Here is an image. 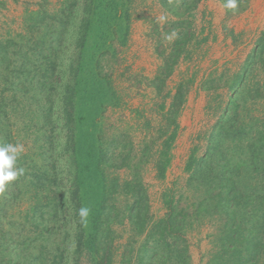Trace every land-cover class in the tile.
<instances>
[{"label": "trees", "instance_id": "trees-1", "mask_svg": "<svg viewBox=\"0 0 264 264\" xmlns=\"http://www.w3.org/2000/svg\"><path fill=\"white\" fill-rule=\"evenodd\" d=\"M132 1L79 0L82 4L79 19L74 23L68 18L77 16V13L71 16L69 11L71 7L78 8L75 0H64L60 16L65 17V21L55 20L56 13H47L40 7L29 16L32 22L24 34L15 37V44L9 43L17 49L16 60L22 62L23 74L18 73L14 77L10 71V58L0 56V74L4 73L9 80L14 78L11 84L15 85L11 95L0 75V135L3 134L5 139L9 137V127L2 123L3 116L9 113L7 103L12 99L18 101H12V112L20 114L22 109L25 117L36 122V131L41 138L35 155L20 158L19 162L23 163H19L20 168L25 176L22 174V180H18L22 182L21 186L17 183L12 186L9 197L13 202L21 197L30 203L22 219L35 224L37 230L45 222L44 212L40 209H51L52 218L60 215L71 233L70 240L75 247L73 255L85 254L88 264H111L109 248L105 246V225L111 220L107 202L111 192L119 188L115 180L107 182L104 172L109 156L101 138L99 119L106 108L119 106L120 99L108 77L101 72L99 60L113 51L114 42L121 46L127 44ZM67 38L71 46L70 60L67 71L60 77L55 72V61H50V58H63L59 47ZM186 40L185 35L176 39L175 48L168 55L164 51L158 52L165 60L156 76L162 84L178 63ZM29 44L33 48L36 46L39 53L43 52L42 59L48 67L38 64V58L24 52ZM57 85L59 90L56 93ZM202 86L204 90L211 91L210 99L219 98L220 87L227 94L224 103L220 97L214 106L217 108L223 104L220 110L217 109L218 116L207 133L203 153L197 156V149L193 148L185 165L190 176L188 181L193 188L206 192L205 199L196 205L190 221L188 218L185 221L188 213L176 210L175 195L166 190L161 196L166 213L153 222L148 216L141 186L125 183V188L134 198L132 205L126 208L129 216H134L131 221L134 220L136 233L145 234L142 252H149L145 260L140 256L137 264H189L185 232L199 222L201 213L207 217L216 215L221 223L215 237L216 244L208 253L205 264H264V115L258 118L251 116L248 109L250 101L252 104H264V29L238 71L232 75L223 72L216 78L210 75ZM5 91L10 95H5ZM52 93L58 95L53 99ZM184 96L185 85L179 83L171 98L168 117L178 111ZM56 99L59 112L53 113ZM212 103L207 105L210 110ZM28 108L30 110L27 111ZM262 111L264 113V106ZM177 126L175 123L174 129ZM54 133L63 137L61 154L67 168L62 177L51 172L54 163L48 165L51 159L55 161L51 156ZM174 139L175 130L163 140L159 149L155 161L159 178H165ZM141 205H145V215L140 213ZM81 207L90 209L86 223H82L78 215ZM0 209H3L2 205ZM150 243L155 247L146 248ZM8 245L0 243V251L7 254L6 264H12L16 258L6 250ZM53 251L56 254L50 256V264H60L63 253L59 252L56 243ZM157 255L162 259L156 260ZM1 261L4 259L0 257Z\"/></svg>", "mask_w": 264, "mask_h": 264}, {"label": "rangeland", "instance_id": "rangeland-1", "mask_svg": "<svg viewBox=\"0 0 264 264\" xmlns=\"http://www.w3.org/2000/svg\"><path fill=\"white\" fill-rule=\"evenodd\" d=\"M75 1L79 4L78 8L71 7L69 10L71 16L77 13L75 19L74 17L68 18L69 22L72 23L79 19L80 5H82L79 0ZM142 2L143 0H133L131 10L135 9L136 6L139 11V5ZM149 5L151 7L149 17L152 18L153 5ZM64 6V0H0V44L2 43L0 56L10 58V71L14 77L18 73L23 74V66L22 62L16 60L17 49L10 46V41L14 43L17 41L15 39L17 35L24 34L26 27L32 22L30 20L32 18L29 19V16L34 14L40 7L44 8L47 13H56L55 20L62 19L65 21V17L60 16V11ZM65 13L68 12L65 11ZM135 14H137L136 11ZM146 30L150 31L149 40L157 45L166 46L167 51H163L165 54L168 53L171 39L174 40L173 38L169 39L170 34L166 33L165 29L163 34H157L160 30L157 26H149ZM69 41L67 38L63 41V46L59 47L62 49L63 58L61 56L55 58L56 60L50 58V61H55V72L60 77L67 71L69 64L71 53ZM136 41L130 45L127 42L128 44L124 46L114 42L113 51L107 52L99 60L101 72L108 77L112 88L120 99L119 106L106 108L99 119L102 128L101 138L109 156L108 167L104 171L108 178L107 182L115 180L119 184V188L116 192H111L110 199L107 202L108 216L111 220L105 225V228L107 227L106 238L108 243L105 246L109 248L111 264H127L128 262L137 264L140 256L145 260L149 253L142 252L145 234H142V232L136 233L133 228L134 220L131 221L134 216L130 217L126 208L132 205L134 198L125 188V183H135V185L139 184L141 186V191L144 193L145 202L148 206V216L153 222L166 213L161 198L162 193L166 190L174 193L176 210L180 209L188 213V217L184 215L185 221L187 218L190 221L196 205L205 199L206 192L193 188L188 181L190 176L185 170V165L193 148L197 149L195 152L197 156L203 153L207 133L218 116L217 109L220 110V106L222 107L223 104L220 103L217 108L214 106L220 100L224 103L227 100V94L226 90L220 87L218 94L221 99H210L211 91L204 90L202 83L210 75L215 78L223 72L226 75H232L238 71L244 62V59L240 62L241 64L239 59L238 62L230 61L225 65H221L225 69L218 68L220 70L208 72L214 65L211 66L212 68L203 66L205 64V62L203 63L204 58H201L202 61L199 60L200 54L195 52L196 56L194 55L193 58L185 61L186 65L190 63L189 67L186 68L184 65L176 64L171 75L162 84L156 76L165 60L160 57L159 53L155 55L152 52L153 56H149L146 51H137L138 43ZM147 44L149 45L148 40ZM33 47L29 44L24 52L38 58V64L48 67L42 59L43 52L39 53L36 46ZM150 47L153 48L152 44L149 45ZM201 64L203 65L201 66ZM30 67L29 69H32ZM0 75L6 82L7 90L12 95L15 85L13 86L11 81L14 78L9 80L4 73ZM191 79L192 82H189ZM179 83L185 85L184 100L178 111L168 117V110H170L172 102L171 98L175 95ZM58 90L59 86L57 85L54 92L57 93ZM10 92H6L5 95H10ZM56 93H52L53 99L58 95ZM12 101L14 100L11 99L7 103L6 110L9 113L3 116L4 123H2L3 126L8 125L9 137L7 140L1 134L0 145L6 143L23 145L24 150L17 161V166L20 168L19 163H22L19 162L20 158H24L26 155H35L39 150L41 138L36 131V122L25 117L22 109L20 114L15 115L12 112ZM14 102L17 103L18 101L15 100ZM58 102L57 99L54 100V105H57L53 106V113L59 112L57 109ZM209 102H214L210 104L214 109H208ZM162 106L164 107L162 108ZM263 106L264 104L261 102L252 104V101H250L248 109L251 116L262 117L264 115ZM10 112L12 113L10 114ZM175 123L178 125L176 129H174ZM174 130L175 139L171 143L168 154L170 160L165 172L166 175L165 178H159L155 170V161L163 140ZM51 141H53L51 156L55 161L50 158L48 165L54 163V169H51V172H55L62 177V173L67 168L66 160L61 154L63 137L61 138L60 134L54 133ZM23 175L25 176V174ZM23 175L11 182L6 187L5 192L0 193V205L3 206V209H0V243H9L6 250L10 251L12 258H16L12 264H50V256L56 254L53 251L55 243L56 246L59 245V252L63 253L60 264H88L85 254L73 255L75 247L70 240L71 233L68 225L65 220L62 221L60 215L52 218L50 215L51 209H40L44 212L45 222L43 225L41 224L38 230L35 224L32 225L23 221V215L29 210L30 203L21 197L13 202L9 197L14 184L17 183V186H21L22 182L18 180H22ZM140 210V213L145 215V205H141ZM215 216L207 217L205 213H201L200 219L197 220L199 222L194 223L191 229L186 230L185 242L189 247V264L207 263L208 253L214 248L216 244L215 237L221 229V223L217 221V216ZM153 246L155 247L154 244L150 243L146 248ZM6 255L0 251V257L4 259L0 264H6ZM43 257L44 261H42ZM160 259L162 258L157 255L156 260L159 261Z\"/></svg>", "mask_w": 264, "mask_h": 264}, {"label": "crops", "instance_id": "crops-1", "mask_svg": "<svg viewBox=\"0 0 264 264\" xmlns=\"http://www.w3.org/2000/svg\"><path fill=\"white\" fill-rule=\"evenodd\" d=\"M225 2L226 0H143L139 11L136 6L131 10L128 43L130 45L137 40L136 50L146 51L149 56H153V53L157 55L163 50L166 52V46L149 40L150 31L146 29L157 26L160 29L157 34H163L165 29L174 39H171L168 53L174 50L176 39H181L182 35L187 38L177 65L189 67L190 63L186 65L185 61L193 58L195 52L200 54L199 60L202 61V57L205 60V64L201 66L214 65L208 72L223 70L225 67L222 68L221 65L230 61L238 62L239 59L240 63L244 59L245 62L259 31L264 29V0H237V10L226 9ZM149 4L153 5L152 18L149 17ZM147 40L153 48H149Z\"/></svg>", "mask_w": 264, "mask_h": 264}, {"label": "clouds", "instance_id": "clouds-1", "mask_svg": "<svg viewBox=\"0 0 264 264\" xmlns=\"http://www.w3.org/2000/svg\"><path fill=\"white\" fill-rule=\"evenodd\" d=\"M224 7L230 10H237V0H226ZM23 150L22 144L6 143L0 145V193L5 192L6 187L23 174V169L17 166L18 158ZM89 213L90 209L87 207L79 209L78 215L82 223L87 222Z\"/></svg>", "mask_w": 264, "mask_h": 264}]
</instances>
